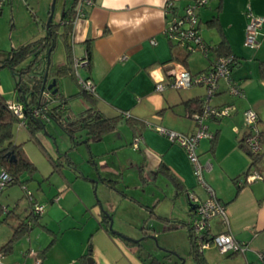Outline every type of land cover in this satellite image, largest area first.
I'll return each mask as SVG.
<instances>
[{
	"label": "crops",
	"instance_id": "crops-1",
	"mask_svg": "<svg viewBox=\"0 0 264 264\" xmlns=\"http://www.w3.org/2000/svg\"><path fill=\"white\" fill-rule=\"evenodd\" d=\"M166 1L160 9L148 0H107V6H102L101 0H93L85 7V14L76 20L72 56L82 58L85 50L89 52V66L77 68L81 76L95 83V94L89 103L108 117L127 111L130 119L122 115L114 128L98 139L85 141V130L76 134L77 143L85 144V154L89 156V162H85L96 167V171L91 165L83 168L84 176L66 163L69 161L79 167V162L72 160L67 150V147L76 149V145L67 142L54 145L43 136L42 128L30 133L25 126L28 137L24 141L14 139V142L22 144L24 153L36 166V174L30 179L38 182V190L37 193L29 191L25 181L30 176L23 172L19 179L22 185L25 183L32 200L25 195L26 191L20 196L21 183L16 187L11 185L16 182L10 183L4 193L1 191L0 203L8 212L0 225L6 232L5 239L10 238L19 224L30 223L32 201L42 204L44 211L13 244L11 252L4 255L3 263L89 264L90 256L91 264H144L137 245L127 243L102 223V208L109 213L104 208L109 200L103 198V191L110 183L105 180H111L121 200L131 202L140 210L143 223L145 207H152L156 214L155 209L158 211L166 200L170 202V211L162 214L166 216L156 214L169 220L164 223H171L170 218L177 217V211L181 210L187 217L185 223H190L194 207L187 193L193 191L205 198L207 192L197 183L184 148L158 133L155 126L194 132L197 124L189 116L186 101L204 99L205 86L167 87L158 91L155 85L169 80L168 69L173 62L195 74L207 70L215 56L213 50L207 56L197 51L187 53L167 39L164 34ZM172 1L181 10L193 0ZM214 1L212 7L198 13L200 33L210 46H216L222 39L227 41L231 53L238 58L231 75L243 95L230 94L226 82L219 80L218 90L207 102L211 105L229 103L235 110L228 117L206 121L215 138L200 139L197 154L201 162L210 160L211 167L204 171L203 177L225 207V218L215 215L209 219V235L231 232L247 249L244 253H221L215 245H210L203 248L202 253L208 264H264L258 257L259 252H264V180H245L249 168L264 176L261 168L264 164L259 163L264 154L257 164L251 165L250 157L240 147L247 134L245 109L252 108L258 115L259 128H264V76L260 73V62L264 61V25L257 32V46L250 47L244 41L247 7L252 13L264 16V0H222L220 11L216 10L218 0H209L207 4ZM12 2L9 0L8 4L11 6ZM214 15H217V24L208 25L207 21ZM141 19L144 22L137 26ZM2 37L0 34V39ZM4 49L0 51H6ZM45 104L47 109L53 107L49 101ZM65 109L70 116L83 110L68 106ZM49 133L56 135L55 141L57 136L64 138L55 131ZM126 161L138 163L136 186L138 191L143 190L140 196L128 194L131 184L122 177ZM238 180L241 183L238 184ZM121 182L124 186L120 188ZM149 184H154L155 189L148 190ZM96 193L102 208L95 200ZM110 201L111 209H115L116 204ZM116 229L125 233L121 228Z\"/></svg>",
	"mask_w": 264,
	"mask_h": 264
},
{
	"label": "built area",
	"instance_id": "built-area-1",
	"mask_svg": "<svg viewBox=\"0 0 264 264\" xmlns=\"http://www.w3.org/2000/svg\"><path fill=\"white\" fill-rule=\"evenodd\" d=\"M209 0H193L191 3L185 5L182 10L174 8V2L167 0L165 3V17L166 26L164 34L167 39L184 49L188 53L200 51L203 55L207 56L212 49L203 39L200 33V21L198 17L197 9L205 6ZM8 0H0V5L7 3ZM93 0H78L76 5L75 17L72 21L74 27L76 20L85 14V7L91 5ZM247 22L245 25V44L250 47H255L258 44L257 32L264 25V16L256 15L252 13L250 7L246 10ZM73 28L70 33L72 39ZM73 42V41H72ZM124 58V57H123ZM237 63V58L234 54H222L214 57L211 65L207 70L199 73L192 74L184 66L176 63H171L168 69L169 80L167 82L159 81L155 85V89L162 91L167 87H173L176 89H187L196 84H202L205 86L204 104L201 111L189 112V116L196 122L197 127L192 133H184L173 129L166 128L164 126L156 125L155 129L161 135L167 137L170 141L176 142L181 145L193 168L196 181L199 185L205 188L207 195L205 198H201L195 192L191 191L187 193L189 202L194 207V214L190 221V227L192 232L197 237L200 250L215 245L221 253H244L247 246L241 241L237 240L231 232H224L215 234L213 236L208 235V240L201 241L203 235L208 232L209 219L215 215H221L225 218L224 204L215 196L213 190L204 180L203 173L205 170H209L211 167L210 160L201 162L197 154V146L202 138L212 139L214 137L206 124V121L210 118L221 119L230 116L235 107L232 104L211 105L207 101L219 88V80L223 79L227 85V91L232 95H243V91L238 84L232 78L233 67ZM74 74L78 85L89 92L95 94V83L90 79L83 77L79 74L77 68L89 66V53L88 50L84 51L82 58L73 57ZM49 90L42 92V100L47 99ZM8 108L17 117L19 124L25 126V114L24 104L22 101L16 98V101L8 102ZM32 114L44 121H50L51 118L46 111L40 108H32ZM124 117H128L127 111H122ZM244 120L247 128V134L245 142L249 149L254 153H259L264 150L260 140V128L258 126V115L252 108L244 110ZM134 147L137 144L134 143ZM264 180V176L256 171L246 174L245 180ZM12 181V176L8 170L1 168L0 170V193L1 191ZM238 184L241 181H237ZM27 197L32 200L30 192L25 188ZM31 211L36 214H41L44 211L42 204L34 203L32 201ZM4 257V254L0 252V263ZM258 257L264 261V252H259ZM39 263V261H37Z\"/></svg>",
	"mask_w": 264,
	"mask_h": 264
},
{
	"label": "trees",
	"instance_id": "trees-1",
	"mask_svg": "<svg viewBox=\"0 0 264 264\" xmlns=\"http://www.w3.org/2000/svg\"><path fill=\"white\" fill-rule=\"evenodd\" d=\"M77 2L78 0H73L69 7L62 9L58 22H53L52 20L48 27H46L44 23V28L47 32L45 36L33 41H29L27 43H23L16 47H11L4 52L0 51V54L2 55L0 58V67L7 66L11 70V73L15 79V87L17 90L16 98L22 101L24 104L26 128L30 131V133H34L35 130L42 128V124L39 121V118L34 117L32 114V108H40L41 110L46 111L51 120L58 124L64 130V132L69 135L75 145L78 141V136L76 135L78 132L82 130L86 131L85 141H87L88 139H98L104 132L112 130L116 122L123 115L122 113L113 117L104 115L102 111L98 110L94 105L89 103L90 99L93 97V93L82 89L79 85L78 86L80 87V92L77 93V95H81L83 97V100L85 102H88V106L85 109L81 110L77 115L70 116L65 113V108H67L68 101L67 98L63 96L59 97V87L58 90L54 94H52V98L57 100V103L54 104L53 107L47 109L45 108L46 102H42L43 95L41 87L43 83V76L47 68L46 52L48 47L51 45L52 39L54 40L52 50L54 49L57 38L61 37L63 39L66 48V60L64 63L57 66L53 65L50 60V64L48 67V78L50 79L55 77L56 80H58L60 76L70 74L76 80L74 67L71 65V63L73 62L72 48L67 43V39L68 37H70V33L73 28L72 21L75 17ZM221 6L222 0H218L216 10L220 11ZM174 8H178L175 3ZM217 22V15H214L207 21V24L214 25L217 24ZM48 30H50V32H48ZM211 47L213 49L214 56L231 53L228 43L225 39H222L216 46ZM260 73L262 76H264V61L260 62ZM203 104V98H190L186 101L189 112L201 111L203 108ZM127 119L130 118L128 117ZM16 121H18L17 117L8 108L7 101L3 94L0 92V166L8 170L11 174V183H23V181L19 179V175L23 172H26L30 176L29 178H32V176L36 173L37 168L24 153L22 144H16L14 142L13 125ZM42 121L44 124L45 121ZM259 133L262 146H264V128H260ZM245 137L246 135L242 138L240 147L250 157L251 165H255L261 158L262 154H264V150L259 153L252 152L245 142ZM214 138L215 135L212 140H214ZM54 165L58 166L56 162H54ZM253 171L255 170L249 168L246 174ZM170 177L173 179L171 175ZM105 181L107 183H110L109 185L112 184L111 180ZM145 208L152 214V216L154 215L159 220H162L163 222L169 221L168 219H164L154 214L152 207L146 206ZM30 214V223H21L13 229L10 238L0 246L1 253H3L4 255L10 253L13 248V244L25 234L32 221H37L38 217L40 216V214L33 213L32 211ZM109 215V213L105 214L103 212L102 223H104L107 230L111 231L109 229ZM7 216L8 212L0 203V225L6 220ZM182 226H186L188 230L187 237L189 243V257L195 262V264H208L205 260L202 250H200L198 239L192 232L190 223H183ZM148 233V230L143 227V236L147 237ZM208 235L209 233L206 232L203 235L201 241L208 240ZM126 242L129 244L137 245V252L144 264H184L185 262L182 256L173 254L169 251L164 252L162 259L152 255L150 252H147L146 255L142 256L141 249H144V247L142 246L141 239L138 242Z\"/></svg>",
	"mask_w": 264,
	"mask_h": 264
},
{
	"label": "rangeland",
	"instance_id": "rangeland-1",
	"mask_svg": "<svg viewBox=\"0 0 264 264\" xmlns=\"http://www.w3.org/2000/svg\"><path fill=\"white\" fill-rule=\"evenodd\" d=\"M72 1L73 0H56L52 18L53 22H58L62 8L67 6L69 7ZM214 3L215 1L198 8L197 12L200 13V11H204L206 8L208 9V7H212ZM50 4L51 0H13L11 6L8 4V2L0 5V34H3V37L0 39V49L5 48L4 50H7L11 47H16L20 44L27 43L29 41H33L45 36L47 32L44 28V23H46L49 15L48 11L50 8ZM182 9L183 7L181 8V10ZM203 21H205L204 18ZM67 43L72 48L73 43L71 37H68ZM65 49L66 48L63 39L61 37H58L54 49L50 54V60L53 65L57 66L59 65V63L61 64L62 62H65ZM197 52L200 53V55L202 54L200 51ZM81 72L83 71L81 70ZM57 87H59V97L63 96L67 98L68 108L81 110L85 107L86 102L83 100L81 95H77V93L80 92V87L78 86L73 76H71L70 74L60 76L57 81ZM0 89L6 101H16L17 90L15 87V79L11 73V70L7 66L0 67ZM49 94L50 95H47V99L44 102L47 103L49 101L50 105H54L55 103H57V100L52 98L53 95L51 94V92ZM43 96L45 97L44 94ZM44 124L45 128L41 129V132L43 133V136L51 141L54 145L60 142H65V144L70 143L73 146L75 145L69 135L65 133L64 130L53 120L45 121ZM45 129H47L48 132ZM52 131H55L59 136L63 135L64 138L59 139L57 136L55 141L54 137H56V135H54L53 133H49ZM13 132L14 139H17L19 141H24L29 135L25 126L19 124L18 121H16L13 125ZM25 143L27 142L25 141L24 144ZM85 149V144L82 141L76 144V149L67 147L68 154H70L69 156L72 158V160H77L79 162L77 163L79 167H76V173L81 176H84L82 171L83 168L88 165H91V167L96 171V167L93 163H86L89 160V156L85 154ZM259 163L264 164V157H262ZM261 168L264 169V165H262ZM122 171V177L126 181H128L129 184H131V188L128 194H132L134 197L140 196L139 192L143 190H141L142 188H140V190L138 191L139 188L137 189L136 186L137 181H139L138 163L127 162L125 163V167L122 166ZM160 179L159 182H161ZM25 182L29 191L37 193L38 182L33 181L30 178L26 179ZM17 184L19 186L18 182L11 185L16 187ZM157 184L159 185V183ZM24 185L25 183L23 185L21 183L22 188L18 187L20 196H22V191L25 192ZM121 186H124L122 182L120 183V188ZM109 187L107 186V188H105V192L103 191V198L109 200L107 201V205L104 204V208L110 213V217L112 219V228L114 230L122 233L121 231L116 229L121 228L123 232H125L122 233L123 235L134 239L140 238L142 246L144 247V249H141V253L143 255H146L147 252H150L152 255L162 259L164 252L172 251L176 252L178 255L184 258V264H195V262L189 257L188 254V230L186 226H182V224L185 223L187 217L185 216V214H182L183 210L177 211V217H172L174 219L169 217L171 220V223L169 224L164 223L154 215L152 216L149 211L146 210V212L144 210L146 219L143 223V215L140 210H138V208L131 202L121 200V197L117 195V192H115V187L113 184L109 185ZM148 187V190L155 189L154 184H149ZM2 192L4 193V189ZM97 193L96 195H94L95 200H98ZM3 195L1 196V198H3ZM110 200H113V203L116 204L115 209H111ZM168 203L170 202H168L167 200L163 201L162 204L158 207V211L157 209H155L156 214H167L170 211V205H168ZM143 227H145L149 232L147 237H144L142 234ZM5 238L6 232L0 228V246L7 240ZM5 263L6 262L3 263V261H1L0 264Z\"/></svg>",
	"mask_w": 264,
	"mask_h": 264
},
{
	"label": "water",
	"instance_id": "water-1",
	"mask_svg": "<svg viewBox=\"0 0 264 264\" xmlns=\"http://www.w3.org/2000/svg\"><path fill=\"white\" fill-rule=\"evenodd\" d=\"M55 4H56V0H51L50 9H49V15H48L47 21L45 23L46 27H48L49 24L52 21L54 9H55ZM48 32H50V30H48ZM53 45H54V40L52 39L51 40V45L48 47L47 52H46V55H47V57H46V67L47 68H46V71H45L44 76H43V83H42V87H41V91L42 92L44 90H49L51 92V94H54L58 90V87L56 86V83H57L56 78L55 77L51 78L50 82H49L50 79L48 78V67H49V64H50V54H51V50H52ZM39 121L42 124V129H44L43 121L41 119H39ZM66 163H67V165H69L71 168H73L76 171V166L74 165V163H71L69 161H67ZM92 180L95 182L94 179H92ZM96 201L98 202L99 206H101V208H102L101 203L98 200H96ZM102 211L105 214H108V212L105 211L103 208H102ZM109 219H110V221H109V229L112 232H114L116 235H118L119 237H121L122 239H124L126 241L138 242L140 240V238H136V239L130 238V237H127V236L123 235L120 232L115 231L112 228V219H111L110 215H109ZM171 253L177 254L176 252H172V251H171ZM87 260H88L89 264H91V260L92 259H91L90 256L87 258Z\"/></svg>",
	"mask_w": 264,
	"mask_h": 264
},
{
	"label": "clouds",
	"instance_id": "clouds-1",
	"mask_svg": "<svg viewBox=\"0 0 264 264\" xmlns=\"http://www.w3.org/2000/svg\"><path fill=\"white\" fill-rule=\"evenodd\" d=\"M148 2L151 5H154L155 7L162 9L163 6H164L165 0H148ZM101 4H102V6H107V0H101ZM143 22H144L143 19L138 20L137 21V26H139V24L143 23Z\"/></svg>",
	"mask_w": 264,
	"mask_h": 264
}]
</instances>
